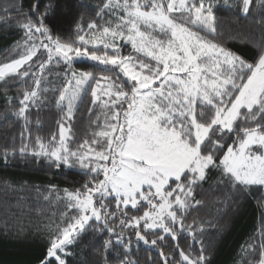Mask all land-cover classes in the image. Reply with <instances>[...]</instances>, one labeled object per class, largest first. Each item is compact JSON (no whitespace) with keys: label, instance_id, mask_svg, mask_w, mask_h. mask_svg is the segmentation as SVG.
<instances>
[{"label":"snow or ice","instance_id":"snow-or-ice-1","mask_svg":"<svg viewBox=\"0 0 264 264\" xmlns=\"http://www.w3.org/2000/svg\"><path fill=\"white\" fill-rule=\"evenodd\" d=\"M217 4L105 0L96 15L108 18L102 25L88 22L87 32L78 21L72 42L54 38L44 24L50 17L47 9L61 7L59 2L42 13L40 0L28 12L22 3L0 7V22H15L23 31L22 40L10 50L14 58L0 63V81L5 88L32 81L20 92L14 113L24 121L21 137L31 139L30 107L51 103L59 115L58 134L47 141L37 135L35 143L22 142L11 154L43 158L57 169L79 167L88 176L79 188L63 189V195L48 186L43 199L54 197L63 210L44 225L45 247L34 264H69V257L76 255L71 249L84 236L97 234L108 235L102 244L103 264H109L113 253L118 264H139L130 257L133 239L137 248L155 250L159 264H211L205 254L209 249L196 236L213 230L222 238L229 228L222 218L253 190H264V0H237L239 11L254 26L251 62L217 38L222 36ZM75 6L71 0L65 5ZM13 12L19 15L13 17ZM128 44L131 52L123 55ZM74 60L91 61L102 74L72 70ZM53 63L66 66L59 85L45 76L51 75ZM86 97L90 138L73 149V124ZM8 156L5 148V162ZM26 188L7 184L11 191ZM33 190L41 192L35 186ZM198 191L211 192L223 211L217 208L215 222L186 225V215L206 204L196 198ZM23 202L19 198L17 207ZM259 231V239L253 237L241 247L240 264H264V227ZM180 233L200 244L197 255L180 248ZM172 245L173 252L166 253ZM117 248L122 251L115 252ZM148 264L156 261L150 257Z\"/></svg>","mask_w":264,"mask_h":264},{"label":"trees","instance_id":"trees-1","mask_svg":"<svg viewBox=\"0 0 264 264\" xmlns=\"http://www.w3.org/2000/svg\"><path fill=\"white\" fill-rule=\"evenodd\" d=\"M35 0H0V7L15 3L19 6L23 4V11L28 12L29 7ZM57 2L61 5L59 8H48L50 13L49 19L44 24L51 29L54 38H59L62 42H72L76 39L75 25L79 21L87 32V23L93 20L98 25H102L104 20L96 15L105 0H71L75 7H65L68 0H40V12L46 10L47 5H54ZM226 7L224 0H218L217 7L214 9L217 16L218 30L222 36L217 37L224 41L225 46L231 51L237 53L242 58L251 62L252 55L255 51L253 43V22L250 16L239 11L237 0H227ZM55 12V16L51 13ZM13 17L19 13H11ZM83 17V20H80ZM36 18L33 17V20ZM255 38L259 39L260 33L258 28L255 30ZM39 36V34H37ZM23 31L20 30L15 22L4 24L0 22V63L7 62L8 59L14 58L9 55L17 41H21ZM43 53V50H41ZM131 52V45L128 44L122 48V54L128 55ZM43 53L41 58H45ZM93 62L74 60L72 70L97 71L93 69ZM65 65L50 66L51 75L48 72L45 76L53 84L59 85L63 79ZM57 73H60L57 76ZM109 74V73H103ZM32 86L31 78L27 83L17 81L10 84L7 88L4 82L0 81V264H34L37 257L42 255L45 247L46 233L43 227L52 218L55 213L57 216L63 210V205L58 204L54 197L52 201H45L44 195H47V188L50 185L56 186L60 195H63V189L69 190L79 188L87 179L85 170L79 167L60 169L50 166L43 158H33L30 155L21 157L18 153L13 156L11 149L19 148L22 142L30 144L35 143V137L38 135L45 141L52 134H58L56 121L59 119L58 110L51 104L47 103L42 106H32L29 110L31 139L22 138L20 133L24 131V121L14 115L19 107L18 100L20 92L24 88ZM48 87V84H44ZM90 91V90H89ZM51 99V94L49 93ZM11 98V103L9 99ZM88 105V98H85V105L77 113V119L73 124L74 138L69 141V146L76 149L85 138H90V131H86L85 125L87 117L85 108ZM84 118L81 119V116ZM39 121V124L37 123ZM7 148L9 156L7 162L4 158V149ZM7 182V183H6ZM7 184H13L19 189L21 184H26L24 191L7 190ZM33 186L40 188L38 195ZM208 189V184L204 185ZM23 197L24 202L21 207H17V200ZM197 199H204L206 204L186 215L185 224H192L194 220L197 224L201 221L215 222L217 217V208L221 207L214 204L211 192H205L203 195L198 191ZM264 190L255 191L243 198L242 202L235 205L229 211L228 216L223 217L221 223L227 222L229 228L222 238L217 237L213 230H208L201 235L196 236V240H203L204 245L209 249L206 255H210L211 264H240L243 257L241 247L250 242L255 237L259 239L260 229L264 227ZM221 211H223L221 207ZM130 214H139L130 212ZM23 232L18 236L20 229ZM41 229L37 234V229ZM119 232V227L116 228ZM128 233L126 232V235ZM107 234H97L96 236L86 235L71 250L76 255L69 257V264H103L101 258L103 240L107 239ZM114 239V237H113ZM168 243H171L170 241ZM179 246L186 251H191L192 255L198 254L200 244L193 241L187 233H180ZM175 245L166 247L164 251L171 254ZM117 248L115 252H120ZM130 257L137 259L139 264H148L151 257L159 264L160 257L155 250L148 251L145 246L136 247V241L133 239V249ZM176 258L179 259L178 253ZM109 264H118L115 253L109 256ZM248 259H252L251 256Z\"/></svg>","mask_w":264,"mask_h":264}]
</instances>
